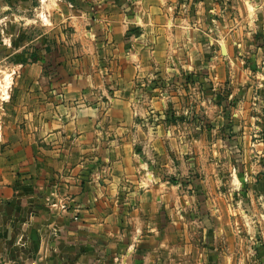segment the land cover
<instances>
[{
	"label": "crops",
	"instance_id": "obj_1",
	"mask_svg": "<svg viewBox=\"0 0 264 264\" xmlns=\"http://www.w3.org/2000/svg\"><path fill=\"white\" fill-rule=\"evenodd\" d=\"M59 1L8 105L0 264H155L195 207L225 225L199 264H264V0Z\"/></svg>",
	"mask_w": 264,
	"mask_h": 264
},
{
	"label": "rangeland",
	"instance_id": "obj_2",
	"mask_svg": "<svg viewBox=\"0 0 264 264\" xmlns=\"http://www.w3.org/2000/svg\"><path fill=\"white\" fill-rule=\"evenodd\" d=\"M50 2L51 0H46V2L45 0H0V150L1 146L7 143V134L13 128L12 124L18 121L15 110L11 106L8 108V105L22 99L24 90L20 85L24 84L23 77L27 74L30 65L38 60L45 61V57L52 52V41L57 35L60 36L58 29L52 25L54 19L62 18L61 9L58 8L60 1L55 0L53 4ZM46 3L48 4L46 5ZM47 62L49 63V60ZM7 75H9V87L7 92H4L3 85ZM201 210L204 213L213 211L208 208V205L201 207ZM198 211L197 207L186 210L189 217L185 221V227L191 230V235L184 239L180 238L176 224L170 222L172 226L169 228L168 236H163L169 249L161 254L150 255L149 260H156L155 264L158 262H162V264H199L196 261V252L204 240L199 241L197 237L199 230L223 228L225 225L222 220L217 219L189 220V218L193 219V214ZM232 226L241 228L242 224L238 221ZM207 236L205 240L208 241ZM211 238L213 239V237ZM216 240L219 242L221 238L218 237ZM160 241V237L154 239L149 243V246L160 245ZM179 244L185 248L184 253L177 252L176 248H182ZM143 255L142 253L137 254L136 264H143Z\"/></svg>",
	"mask_w": 264,
	"mask_h": 264
},
{
	"label": "built area",
	"instance_id": "obj_3",
	"mask_svg": "<svg viewBox=\"0 0 264 264\" xmlns=\"http://www.w3.org/2000/svg\"><path fill=\"white\" fill-rule=\"evenodd\" d=\"M63 201L64 200H59L58 202L57 201H52L51 204L59 206L62 209H67L68 205L65 202H63Z\"/></svg>",
	"mask_w": 264,
	"mask_h": 264
},
{
	"label": "bare ground",
	"instance_id": "obj_4",
	"mask_svg": "<svg viewBox=\"0 0 264 264\" xmlns=\"http://www.w3.org/2000/svg\"><path fill=\"white\" fill-rule=\"evenodd\" d=\"M8 87H9V75H7L6 80H5V84L3 85V91L7 92Z\"/></svg>",
	"mask_w": 264,
	"mask_h": 264
}]
</instances>
